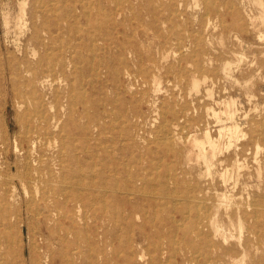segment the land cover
Segmentation results:
<instances>
[{"label": "rangeland", "instance_id": "rangeland-1", "mask_svg": "<svg viewBox=\"0 0 264 264\" xmlns=\"http://www.w3.org/2000/svg\"><path fill=\"white\" fill-rule=\"evenodd\" d=\"M170 1L158 0L157 3V0H132L135 10L127 14L124 25L117 30H112L113 40L104 42L103 39V41L92 43L89 37H85L92 29L88 26L87 19L79 17L82 16L81 11L84 10V6L94 9L97 2H103L102 5L109 9L114 6L113 0H0V74L2 63L6 64L14 59L18 62L25 60L34 64L38 58L52 59L58 56L61 40L67 42L68 34H64V37H60V40L54 43L56 50L50 52V55L45 53L43 46L29 40L33 33V26L40 27L43 24L41 13L45 6H52L55 15L59 17L67 15L69 6L77 7L79 16L70 18L73 34L84 38L85 41L78 39L76 41V44H80L78 47L73 42L78 55L72 75L76 84L71 97L78 100L74 121L80 127L90 124L92 121L89 118L93 116L99 115L100 118H96V122H99L98 131L87 137L79 133L75 126L73 127L72 146L69 156L66 157L69 161V170L66 172L68 181L74 182L73 176L79 172L83 182L81 185L91 184L89 191L81 189L79 191L84 205L83 214H93L97 217L93 224L94 238L85 228L80 238L73 235L68 237L69 242L76 241L75 244L80 247L79 264H194L192 258L198 254L187 249L188 241H195L201 247L200 252L204 250V241L189 228L197 217L196 214L205 213L219 224H221L220 221L228 224L227 213L237 209L239 211L237 215L232 216V222L243 225L242 231L240 230L241 236L239 237V227L236 226L228 231L227 239L213 237V242L220 243L225 249L234 247L235 252L231 256H221L223 249H214L210 254L209 264H235L236 261L244 258L245 252H247L244 258L246 264H264V213H260L258 218L246 217L247 213L255 210L264 212V11H262L264 0ZM225 5L229 8H224ZM157 6H159L158 9H156ZM259 6L263 9L258 8ZM231 8L232 11L229 10ZM50 16H52L51 13ZM118 39L124 50L123 53L114 41ZM175 41H179V45ZM65 47L66 45L63 49ZM194 84L197 85L194 86ZM67 101L68 99L62 102ZM59 104L60 102L53 104L54 110ZM24 109V106L18 105L13 99L10 85L6 88L0 85V178L2 179H0V215L7 214L11 220L10 224L6 225L0 219V264H16V262L31 264L33 260L47 264L45 255L49 232L51 229L59 231L60 224L65 223V219L60 220L56 215L54 221L48 226L42 216L46 203L39 196L33 201L36 188L32 185H23L21 182L23 169L21 168L19 173L16 166L22 163L19 162L14 147L18 143L20 137L18 135H21L23 131ZM86 109L88 115L83 117L84 114L81 112ZM163 124L167 126L165 134L161 131ZM114 127H116L115 130ZM232 129L233 131L237 129L238 133L232 135L230 131ZM221 130H223L222 133H220ZM169 132L172 133L169 134ZM208 134L219 145L211 171L199 158L200 149L195 145L196 139L206 142ZM159 136L163 138L160 139ZM205 147L210 155L209 144L206 143ZM73 148L79 149L77 151ZM7 150L8 155H6ZM89 161L92 163L90 164ZM138 161L141 162L138 163ZM9 167H12V170ZM98 169L102 174L97 172ZM138 172L141 173L144 183L135 187L129 178L136 176ZM198 174H201V177ZM9 180L12 183H9ZM114 181L115 185H112ZM55 185L44 184L39 190L48 191ZM166 185L168 187H164ZM6 189L12 191V194H8L7 200L3 201ZM121 189L123 192L136 193L129 198L130 204L119 197ZM163 192L166 193L162 196ZM188 194H192L190 199ZM224 195L227 201L224 200ZM170 197L175 198L173 202ZM207 199L208 202H206ZM202 202H206V205L201 204ZM169 206L172 208L170 209ZM191 206L194 207V211L190 210ZM150 208H152L151 211H149ZM187 209H189L188 212ZM66 223L68 224V221ZM256 224L263 237L261 241H257L258 237L254 236L250 230V227ZM183 235L186 236L183 237ZM177 239L178 242H176ZM58 240L56 239L51 246L56 253L64 249ZM247 241H250V247L246 250L243 245L248 243ZM136 242L143 245L139 247ZM156 249L158 251H155ZM130 251L131 257L128 260L127 252ZM140 254L144 255V261L138 260ZM198 260L203 262L204 259L201 256ZM56 264H60L59 258L56 259Z\"/></svg>", "mask_w": 264, "mask_h": 264}, {"label": "bare ground", "instance_id": "bare-ground-1", "mask_svg": "<svg viewBox=\"0 0 264 264\" xmlns=\"http://www.w3.org/2000/svg\"><path fill=\"white\" fill-rule=\"evenodd\" d=\"M38 1V0H37ZM41 1V0H40ZM109 1V0H108ZM114 1V6L107 9L105 8L102 3L103 2H97V4L95 5L94 9H90V7H85L84 6V10L81 11V15L79 16L77 15V7L76 6H69L68 11H67V15L64 14V17H59L55 15V11L53 10L52 6H45L43 7V13H41V18H43V24L38 27V26H33V33L31 34L29 40L30 41H34L36 42L38 45H41L44 47L45 53L46 54H50V52H53L54 50H56V48L54 49V43L57 42V40L62 37L64 34H68V41H64L61 40V48H60V53L58 56H56L55 58L50 59V57L44 59V58H38V60L36 61V63L32 64V62L30 61H20L18 62V60L14 59L11 60L9 62H7L6 64L2 63V68H1V74H0V85L4 88H6L8 85H10L12 91H13V99L15 100V102L18 105H22L24 106V113H23V131L21 132V135L19 139H18V143L16 144L15 148V152L17 153L16 156L19 159V162H21L22 164L17 167V169L19 170V173H21L20 169H23V174L21 176V182L23 183V185H32L36 188V193H34V198H38V196L40 197L41 200H43L46 203V208L42 213V216L44 217V221L45 223L48 224V226L50 225V223H52L54 221V217L57 215L60 220L65 219V223H61L59 226V231L56 229H51V231L49 232V237L46 239L48 244H47V253H46V259H47V264H56V259L59 258L60 260V264H79L78 263V259H80V247L78 244H75L76 241L74 243L69 242L68 237L73 235V236H77L78 238H80L83 229H87L91 234L93 235V238L95 237V231H94V227L93 224L96 222L97 217L96 215H84L82 209H84V205H83V201L81 199L80 196V189L81 190H85V191H89V188H91V184H88L87 186H82L81 183H83L81 181V176L78 173H75L73 178L75 179L74 182L68 181V178L66 176V172L69 170V165L66 157L69 153V151L71 150V146H72V140H73V136H72V129L75 126L76 130H78L79 133H83L85 137H87L88 135H91V133H95L96 131H98V123L96 122V118H99V115H97L96 117H92L89 118V120H91L92 122L90 124H85V125H81L80 127H78L74 121V113L76 112V105L78 100H75V98L71 97V92H73L74 90V85L76 84V81L73 80V72H74V68H76V58L78 57L77 52H76V47L73 46V42H75L78 39L80 40H84V38L80 37V36H76L75 34H73V29H72V25H71V19L73 17H83L85 19H87L88 22V26L90 27V29H92V31L85 36L86 38L89 37L90 42L94 43L95 41H103L104 42H108L110 40H113V29L117 30L119 29V27L121 25H124V23L127 20V14L130 12H134L135 10V5L133 4L132 0H113ZM161 1V0H160ZM170 1V0H169ZM226 1V0H225ZM257 1V0H256ZM260 1V0H258ZM27 2V1H26ZM56 2V1H55ZM54 2V3H55ZM70 2V1H69ZM171 2V1H170ZM175 2V1H174ZM187 2V0H186ZM206 1H204L205 3ZM233 2V1H232ZM244 2V1H243ZM67 3V2H65ZM153 2H151L152 4ZM158 3V0H157ZM213 3V1H212ZM254 3V2H253ZM261 3V2H260ZM36 4V3H35ZM56 4V3H55ZM150 4V5H151ZM164 4V3H163ZM179 4V2H178ZM177 4V5H178ZM258 4V3H257ZM42 5V4H41ZM53 5V4H52ZM87 5V3H86ZM177 5L175 7H177ZM181 5V4H180ZM206 5V4H205ZM68 6V5H67ZM92 6V5H91ZM154 6V4H153ZM198 6V5H197ZM207 6V5H206ZM210 6V5H209ZM234 6V5H233ZM232 6V7H233ZM253 6V5H252ZM4 7V6H3ZM36 7V5H35ZM51 7V8H50ZM159 6H157L156 9H158ZM210 7H214V6H210ZM226 7V5L224 6V8ZM228 7V6H227ZM226 7V8H227ZM231 7V6H230ZM243 7V6H242ZM24 8V7H23ZM22 8V9H23ZM41 8V7H40ZM229 8V7H228ZM237 8V7H236ZM235 8V9H236ZM258 8L261 9V7L259 6ZM58 9V7H57ZM162 9V8H161ZM205 9V8H204ZM263 9V8H262ZM261 9V10H262ZM26 10V9H25ZM37 10V9H36ZM94 10H95V14H94ZM206 10V9H205ZM214 10V9H213ZM217 10V9H215ZM229 10H233L232 8ZM228 10V11H229ZM237 10V9H236ZM21 11V10H20ZM59 11V9L57 10ZM56 11V12H57ZM157 11V10H156ZM160 11V9H159ZM209 10H207L208 12ZM264 11V10H262ZM6 12V11H5ZM23 12V11H22ZM176 12V10H175ZM234 12V11H233ZM50 13L52 14V16H50ZM60 13V12H59ZM141 13V12H140ZM181 13V12H180ZM232 13V12H230ZM134 14V13H133ZM183 14V13H182ZM220 14V13H219ZM228 14V13H227ZM3 15V14H2ZM38 15V14H37ZM160 15V14H159ZM174 14L172 13V16ZM39 16V15H38ZM178 16V15H176ZM3 17V16H2ZM78 17V18H79ZM241 17V16H240ZM239 17V18H240ZM19 18V17H18ZM158 18V17H157ZM156 18V19H157ZM182 18V17H181ZM208 18V17H207ZM210 18V16H209ZM20 19V18H19ZM154 19V20H156ZM173 19V18H172ZM178 19H180L178 17ZM206 19V18H205ZM241 19V18H240ZM245 19V18H244ZM256 19V18H255ZM204 20V19H203ZM5 21V20H3ZM181 21V20H180ZM222 21V20H221ZM182 22V21H181ZM180 22V23H181ZM204 22V21H203ZM209 22V21H208ZM257 22V21H256ZM17 23V22H16ZM21 23V22H20ZM188 23V22H187ZM221 23V22H220ZM223 23V22H222ZM226 23V22H225ZM239 23V22H238ZM252 23V22H251ZM65 24L67 26H65ZM80 24V23H79ZM206 23H204L205 25ZM210 24V23H209ZM241 24V23H240ZM188 25V24H187ZM203 25V26H204ZM244 25V24H243ZM4 26H5V22H4ZM202 26V27H203ZM229 26V25H227ZM188 27V26H186ZM244 27V26H243ZM23 28V26H22ZM26 28V27H25ZM242 28V27H241ZM248 28V26L246 27ZM16 29V27H15ZM169 29V28H168ZM182 29V28H181ZM188 29V28H187ZM203 29V28H202ZM252 29V28H251ZM22 30V29H21ZM79 30V29H78ZM180 30V29H179ZM184 30V28H183ZM204 31V29L202 30V32ZM181 32V31H180ZM7 33V32H6ZM185 33V32H184ZM183 33V34H184ZM188 33V31H187ZM195 33V32H194ZM201 33V32H200ZM11 35V34H10ZM148 35V34H147ZM178 36V35H177ZM184 36V35H183ZM195 36V35H194ZM193 36V38H194ZM198 36V35H197ZM12 37V36H11ZM14 37V36H13ZM64 37V36H63ZM77 37V38H76ZM168 37V36H167ZM201 37V36H200ZM202 37H205L202 35ZM64 39V38H63ZM178 39V38H177ZM180 39V38H179ZM191 39V38H190ZM263 39V37H262ZM60 40V39H59ZM182 41L184 39H181ZM115 43L117 44V46L119 48H121V53H123V48L122 46H120L119 44V39L118 40H114ZM112 41V42H114ZM166 41V39H165ZM201 41V40H200ZM199 41V42H200ZM203 41V40H202ZM260 41V40H259ZM159 42V41H158ZM179 42V41H178ZM175 41V43H178ZM197 42V41H196ZM198 42V43H199ZM20 43V42H19ZM185 43V42H184ZM183 43V45H184ZM197 43V44H198ZM201 44V43H199ZM66 45V47L63 49V46ZM80 45V44H79ZM78 43L76 44V46H79ZM166 45V44H165ZM164 45V46H165ZM179 45V43H178ZM182 45V46H183ZM58 46V45H57ZM197 46V45H195ZM92 47V46H91ZM146 47V46H144ZM178 48V47H177ZM197 48V47H196ZM17 49V48H16ZM31 49V48H29ZM35 49V48H34ZM171 49V48H170ZM169 49V50H170ZM180 49V48H179ZM184 49V47H183ZM182 49V50H183ZM165 50V49H164ZM185 50V49H184ZM36 51V50H35ZM81 52V51H80ZM170 52V51H168ZM15 53V52H14ZM182 53V52H180ZM186 53V52H184ZM203 53V52H202ZM218 53V52H217ZM8 54V53H7ZM82 54V53H81ZM177 54V53H176ZM36 55V53H35ZM38 55V53H37ZM51 55V54H50ZM89 55L91 56V54L89 53ZM181 55V54H180ZM185 55V54H184ZM195 55V53H194ZM94 56V55H93ZM174 56V55H173ZM192 56V55H190ZM10 57V56H9ZM3 58V57H2ZM123 58V57H122ZM121 58V59H122ZM161 58V57H160ZM183 58V57H182ZM199 58V57H197ZM196 58V59H197ZM244 57H242L243 59ZM94 59V58H93ZM92 59V61H93ZM126 59V58H124ZM189 59V58H188ZM80 60V58H79ZM121 61V60H120ZM119 61V62H120ZM186 61V60H185ZM195 61V60H194ZM124 62V61H122ZM188 62V61H187ZM84 63V62H83ZM92 64V63H91ZM173 64V63H172ZM187 64V63H186ZM199 64V63H198ZM236 64V63H235ZM99 65V64H98ZM181 65V63H180ZM253 65V64H252ZM123 66V65H121ZM197 66V65H195ZM200 66V65H198ZM202 66V65H201ZM243 66V65H242ZM180 67V66H179ZM182 67V66H181ZM233 67V66H232ZM257 67V66H256ZM145 68V67H144ZM183 68V67H182ZM201 68V67H200ZM125 69V68H124ZM176 69V68H174ZM181 69V68H180ZM187 69V68H186ZM182 70V69H181ZM201 70V69H200ZM175 71V70H174ZM184 71V70H183ZM202 71V70H201ZM205 71V69H204ZM203 71V72H204ZM192 72V71H190ZM202 72V73H203ZM185 73V72H184ZM201 73V72H200ZM224 73V72H223ZM82 74V72L80 73ZM97 74V73H96ZM180 74V72H179ZM190 74V73H188ZM196 74V73H195ZM208 74V73H207ZM95 75V73L93 74ZM219 76V73L217 74ZM100 76V75H99ZM168 76V75H167ZM215 76V75H214ZM228 76V75H227ZM203 77H204V73H203ZM82 78V77H81ZM183 79V77H181ZM187 79V78H186ZM205 79V78H204ZM208 80V78H206ZM83 80V78H82ZM88 80V78H87ZM185 80V79H183ZM195 80V79H194ZM231 80V79H230ZM197 81V80H196ZM194 82V81H193ZM82 84V81H81ZM200 84V83H199ZM207 84V82H206ZM238 84V83H237ZM152 85V83H151ZM197 85V84H196ZM194 84V86H196ZM82 86V85H81ZM215 86V85H214ZM238 87V86H237ZM85 88V87H84ZM87 88V87H86ZM85 88V89H86ZM193 88V87H192ZM133 89V88H132ZM93 90V89H92ZM176 90V89H175ZM192 91V90H191ZM210 91V90H209ZM76 93H78L76 91ZM88 93V91H87ZM191 93V92H190ZM201 94V93H200ZM85 95V94H84ZM118 95V94H117ZM116 95V96H117ZM73 96V95H72ZM106 98V97H104ZM103 98V99H104ZM2 99V98H1ZM68 99V101L66 103H63V100ZM119 99V98H118ZM5 101V98H4ZM116 101V100H115ZM114 101V102H115ZM57 102H60L59 106L57 109L54 110L55 107H53V104ZM224 102V101H223ZM6 103V102H5ZM4 103V104H5ZM180 103V102H179ZM114 104V103H113ZM119 104V103H118ZM166 104V103H165ZM163 104V105H165ZM101 105V104H100ZM174 105V104H173ZM104 106V104H103ZM111 106V105H110ZM123 106V105H121ZM13 107V105H12ZM201 107V106H200ZM226 107V106H225ZM256 108V107H255ZM11 109V108H10ZM124 109V108H123ZM173 109V108H172ZM221 109V108H220ZM229 109V108H228ZM186 109H184L185 111ZM212 110V109H211ZM227 110V109H226ZM234 110V109H233ZM171 111V110H170ZM183 111V110H182ZM208 111V110H207ZM263 111V110H262ZM104 112V111H103ZM107 112V111H106ZM105 112V113H106ZM112 112V111H111ZM110 112V113H111ZM127 112V111H126ZM173 112V111H172ZM171 112V113H172ZM176 112V110H175ZM83 113V117L87 116V109L86 111L81 112ZM108 113V112H107ZM120 114V112H118ZM169 113V112H168ZM255 113V112H254ZM263 113V112H262ZM126 114V113H125ZM180 114V113H179ZM183 114V113H182ZM241 114V113H240ZM82 116V114H80ZM155 115V114H154ZM177 115V114H176ZM196 115V114H195ZM118 116V115H117ZM122 116V115H121ZM159 116V115H158ZM166 116V115H165ZM186 116V115H185ZM88 118V117H86ZM109 118V117H108ZM122 118V117H121ZM183 118V117H182ZM185 118V117H184ZM180 119V118H179ZM178 119V120H179ZM240 119V118H239ZM5 120V119H4ZM18 120V119H17ZM105 120V119H104ZM117 120H120L119 118H117ZM6 121V120H5ZM112 121V120H111ZM110 121V122H111ZM121 121V120H120ZM155 122V121H154ZM172 122V121H171ZM170 122V123H171ZM233 122V120H232ZM5 123V122H4ZM129 123V122H128ZM127 123V124H128ZM166 123V122H165ZM164 123V124H165ZM169 123V124H170ZM174 123V122H173ZM199 123V122H198ZM262 123V122H261ZM126 124V123H124ZM162 124V123H161ZM160 127L162 128L161 131L166 130L167 126ZM168 124V123H167ZM166 124V125H167ZM72 125V126H71ZM115 125H117L115 123ZM137 125V122H136ZM172 125V124H171ZM184 125V124H183ZM209 125V124H208ZM19 126V124H18ZM120 126V125H119ZM123 126V125H122ZM126 126V125H125ZM152 126V125H151ZM154 126V125H153ZM178 126V124H177ZM5 127V126H4ZM136 127V126H135ZM204 127V126H203ZM9 128V127H8ZM116 127H114L115 130ZM119 128V127H117ZM121 128V126H120ZM159 128V127H158ZM200 128V127H199ZM3 129V128H2ZM186 129V128H185ZM262 129V128H261ZM124 130V129H123ZM171 130V129H170ZM263 130V129H262ZM131 131V130H130ZM137 131V130H136ZM172 131V130H171ZM223 130L220 131V133H222ZM232 135H235L238 133L237 129H235V131L230 130ZM174 132V131H173ZM185 132V131H184ZM226 132V131H225ZM263 132V131H262ZM5 133V132H4ZM132 133V132H131ZM172 133V132H171ZM169 132V134H171ZM158 134V132H157ZM156 134V135H157ZM165 134V133H164ZM167 134V132H166ZM255 134V133H254ZM131 135V134H130ZM186 135V134H185ZM225 135V134H224ZM227 135V134H226ZM4 136V135H3ZM158 136V135H157ZM162 136V135H161ZM166 136V135H165ZM168 136V135H167ZM170 136V135H169ZM182 136V135H181ZM230 136V135H229ZM125 137V136H122ZM155 137V136H154ZM171 137V136H170ZM113 138V136H112ZM159 138H163L160 137ZM168 138V137H167ZM174 138V137H173ZM264 138V137H263ZM134 139H135V134H134ZM166 139V138H165ZM164 139V143L165 140ZM122 140V139H121ZM157 140V139H155ZM255 140V139H254ZM2 141V140H1ZM5 141V140H3ZM171 141V140H170ZM232 141V140H231ZM238 141V140H237ZM3 143V142H1ZM98 143V142H97ZM149 143V142H148ZM152 142H150L151 144ZM208 143L210 146V150H211V154L209 155L206 151V147L205 144ZM6 144V143H5ZM123 144V142H122ZM174 144V143H173ZM79 145V144H78ZM156 145V144H155ZM195 145L200 149V154H199V158L202 159L204 161V163L207 165V168L209 171H211L214 163L213 160L217 157V152L219 150V145L216 141H214L210 135H207V139L206 142L204 141H200L198 139L195 140ZM77 146V144H76ZM106 146V145H105ZM148 146V145H147ZM75 147V146H74ZM107 147V146H106ZM158 147V146H157ZM169 147V145H168ZM174 147V146H173ZM236 147V146H235ZM74 149V148H73ZM79 148H75L74 150L78 151ZM108 149V148H107ZM168 149V148H167ZM175 149V148H174ZM258 150V149H257ZM5 151V150H4ZM87 151V150H86ZM98 151V150H97ZM168 151V150H167ZM172 151V150H171ZM103 152V151H102ZM89 154V153H88ZM153 154V152H152ZM161 154V153H160ZM6 155H8V150L6 151ZM169 155V154H167ZM69 156V155H68ZM164 156V155H162ZM256 156V155H255ZM259 156V155H258ZM159 157V156H157ZM156 157V158H157ZM135 158V156H134ZM161 158V157H159ZM167 158V157H166ZM17 159V158H16ZM163 159V158H161ZM87 160V159H86ZM75 161H77V157H75ZM94 161V160H93ZM100 161V160H99ZM97 161V162H99ZM158 161V160H156ZM163 161V160H162ZM87 162V161H86ZM141 161H138V163ZM154 162V161H151ZM165 162V161H164ZM90 163V161H89ZM92 163V162H91ZM90 163V164H91ZM94 163V162H93ZM175 163V162H174ZM10 164V163H9ZM17 164V163H16ZM15 164V165H16ZM159 164V163H158ZM198 165V164H197ZM243 165V163H242ZM93 166V165H92ZM103 166V165H102ZM135 166V165H134ZM177 166V165H176ZM127 167V166H126ZM162 167V165H161ZM175 167V166H174ZM239 167V166H238ZM93 168V167H92ZM97 168V167H96ZM158 168V167H157ZM165 168V167H164ZM249 168V167H248ZM10 170H12V167H9ZM16 169V171H17ZM100 169V168H99ZM97 172H100V174H102L101 170H99ZM131 169V168H130ZM168 169V168H167ZM166 169V170H167ZM233 169V168H232ZM82 170V169H81ZM172 170V169H171ZM169 170V171H171ZM177 170V169H176ZM260 170V169H259ZM5 171V170H4ZM15 171V170H14ZM90 171V170H89ZM145 171V170H144ZM157 171V170H156ZM168 171V170H167ZM166 171V173H168ZM174 171V170H173ZM87 172V169H86ZM96 172V171H95ZM164 172V171H163ZM258 172V171H257ZM262 172V171H261ZM260 172V173H261ZM1 173V172H0ZM91 173V172H90ZM165 173V172H164ZM240 173V172H239ZM10 174V173H9ZM8 174V175H9ZM12 174V173H11ZM88 174V172H87ZM94 174V173H93ZM176 174V171H175ZM173 174V175H175ZM7 175V176H8ZM16 175V174H15ZM89 175V174H88ZM138 175V176H137ZM136 176H131L129 178V181L134 184L135 187H139L140 183L143 184L144 183V179L142 178L141 173L138 172ZM162 175V174H161ZM201 177V174H198ZM204 175V174H203ZM231 175V174H230ZM6 176V175H5ZM6 176V177H7ZM17 176V175H16ZM15 176V178H16ZM86 176V175H85ZM114 176V175H113ZM129 176V174H128ZM11 177V176H10ZM88 177V176H87ZM86 177V178H87ZM101 177V176H100ZM107 177V176H106ZM117 177V176H115ZM169 177V176H168ZM175 177V176H174ZM230 177V176H229ZM236 177V176H235ZM13 178V177H12ZM90 178V177H89ZM151 178V177H150ZM149 178V180H150ZM203 178V177H202ZM212 178V177H211ZM216 178V176H215ZM260 178V177H259ZM1 179V178H0ZM7 179V178H6ZM20 179V178H18ZM88 179V178H87ZM86 179V180H87ZM109 179V178H107ZM127 179V178H126ZM158 179V178H157ZM169 178H167L168 180ZM2 180V179H1ZM92 180V179H91ZM95 180V178H94ZM155 180V179H154ZM174 180V179H173ZM238 180V179H236ZM9 180V183H12V181ZM99 181V180H96ZM117 181V180H116ZM151 181V180H150ZM161 181V180H160ZM239 181V180H238ZM4 182V181H3ZM91 182V181H90ZM89 182V183H90ZM94 182V181H93ZM103 182V181H102ZM128 182V181H127ZM176 182V181H175ZM5 183V182H4ZM105 183V182H104ZM154 183V182H153ZM159 183V182H158ZM183 183V182H182ZM1 184V183H0ZM44 184L47 185H51V184H56L54 188L48 190V191H40V187ZM112 184V182H111ZM117 184V183H116ZM156 184V183H155ZM154 184V185H155ZM191 184V182H190ZM6 185V183H5ZM4 185V186H5ZM11 185V184H10ZM98 185V184H97ZM105 185V184H104ZM115 185V181L114 184ZM111 185V186H112ZM160 185H162L160 183ZM178 185V184H177ZM184 185V184H183ZM189 184H187L188 187ZM192 185V184H191ZM227 185V184H226ZM9 186V185H8ZM46 186V185H45ZM109 186V185H108ZM118 186V185H117ZM116 186V187H117ZM127 186V185H125ZM142 186V185H141ZM144 186V185H143ZM152 186V185H151ZM159 186V184H158ZM180 186V185H178ZM7 187V186H6ZM10 187V186H9ZM8 187V188H9ZM18 187V186H17ZM104 187V186H103ZM114 187V186H113ZM148 187V185H147ZM146 187V188H147ZM156 187V186H155ZM164 187H168V185L164 186ZM186 187V188H187ZM226 187V186H225ZM248 187V186H247ZM260 187V186H259ZM2 188V187H1ZM4 188V187H3ZM2 188V189H3ZM110 188V187H109ZM152 188V187H151ZM150 188V189H151ZM163 188V187H162ZM189 188V187H188ZM196 188V186H195ZM5 189V188H4ZM15 189V188H14ZM33 189V188H32ZM148 189V188H147ZM149 189V190H150ZM175 189V188H174ZM173 189V190H174ZM193 189V188H192ZM226 189V188H225ZM258 189V188H257ZM101 190V189H100ZM103 190V189H102ZM114 190V189H113ZM117 190V188H116ZM115 190V191H116ZM127 190V189H125ZM140 189H138L139 191ZM148 190V191H149ZM188 190V189H187ZM197 191L199 189H196ZM25 191V190H24ZM23 191V192H24ZM28 191V189H27ZM104 191V190H103ZM106 191V190H105ZM108 191V189H107ZM112 191V190H111ZM133 191V190H132ZM161 191V189H160ZM184 191V189H183ZM196 191V194H197ZM200 191V190H199ZM247 191V190H246ZM3 192V191H2ZM12 191H10L9 189L5 190V194L6 196L4 197L5 199L3 201H6L7 199V195L10 194ZM119 192V191H118ZM157 192V191H156ZM185 192V191H184ZM188 192V191H187ZM194 192V191H193ZM191 192V193H193ZM234 192V191H233ZM17 193V192H15ZM29 193V192H28ZM149 193V192H148ZM155 193V192H153ZM166 193V192H165ZM164 192L162 193L165 194ZM173 193H175L173 191ZM178 193V192H176ZM190 193V192H189ZM12 194V193H11ZM96 194V192H95ZM107 194V193H106ZM113 196H115V192L112 193ZM134 194H136L135 192H123L121 189V193L119 194V197H121V199L124 202H127L130 204L129 202V198L131 196H133ZM144 194V193H143ZM152 194V193H151ZM181 194V193H180ZM187 194V193H186ZM199 194V193H198ZM208 194V193H207ZM225 194V193H224ZM146 195V194H144ZM148 196H150L149 194H147ZM157 195V194H156ZM155 195V196H156ZM168 195V194H166ZM171 195V194H170ZM173 195V194H172ZM190 195L192 194H188V199H190ZM229 195V194H228ZM31 196V195H30ZM194 196V195H193ZM233 196V195H232ZM158 197H160L158 195ZM166 197V196H165ZM174 197V196H173ZM184 197V196H183ZM187 197V196H186ZM192 197V196H191ZM225 197V195H224ZM92 198V197H91ZM171 198V197H170ZM193 198V197H192ZM232 198V197H231ZM230 198V199H231ZM235 198V197H234ZM2 199V198H1ZM19 199V198H18ZM172 202L173 199L175 198H171ZM194 199V198H193ZM200 199V198H199ZM205 201V198H203ZM221 199V198H220ZM11 200V199H10ZM116 200V199H115ZM158 200V199H157ZM177 200V199H176ZM179 200V198H178ZM185 199H183L184 201ZM187 200V199H186ZM214 202V199H212ZM219 200V199H218ZM226 200V197L225 199ZM30 201V200H29ZM114 201V200H113ZM190 201V200H189ZM196 202H199V200H195ZM203 201V200H202ZM227 201V200H226ZM231 201V200H230ZM233 201V200H232ZM231 201V202H232ZM100 202H102V200H100ZM106 202H108L106 200ZM105 202V203H106ZM110 202V201H109ZM167 202V201H166ZM175 202V201H174ZM180 202V201H179ZM201 202V201H200ZM208 202V199L207 201ZM205 202V203H206ZM9 203V202H8ZM104 203V202H103ZM157 203V201H156ZM163 203V202H162ZM165 203V202H164ZM168 203V202H167ZM194 203V201H193ZM204 202H202L201 204H203ZM204 203V204H205ZM210 203V202H209ZM28 204V203H26ZM99 204V202H98ZM108 204V203H107ZM175 204V203H173ZM189 204V203H188ZM195 204V203H194ZM198 204V203H196ZM14 205V204H13ZM50 205L52 207H50ZM95 205V204H94ZM113 205V204H112ZM112 205H110V207H113ZM165 205V204H164ZM183 205V204H182ZM206 205V204H205ZM226 205V204H225ZM237 205V204H236ZM33 206V205H32ZM93 206V204H92ZM100 206V205H99ZM102 206V205H101ZM100 206V207H101ZM171 206V205H170ZM169 206V207H170ZM179 206V205H178ZM176 206V207H178ZM193 206V205H192ZM191 206V208H192ZM211 207V205H209ZM6 207V204H5ZM104 207V206H102ZM109 207V206H107ZM124 207V205H123ZM157 207V206H156ZM174 207V206H173ZM185 207V206H184ZM222 207V206H221ZM230 207V204L228 206V208ZM249 207V206H248ZM26 208V207H25ZM37 208V207H36ZM118 208V207H117ZM143 208V207H142ZM172 207H170L171 209ZM189 208V207H188ZM194 208V207H193ZM192 209V211H194ZM197 208V206H196ZM227 208V209H228ZM247 208V207H246ZM254 208V207H253ZM4 209V208H3ZM2 209V210H3ZM104 209V208H103ZM110 209V208H108ZM152 208H150L149 211H151ZM157 209V208H156ZM165 209V208H164ZM174 209V208H173ZM210 209V208H209ZM250 209V207L248 208ZM6 210V209H5ZM10 210V207H9ZM6 210V211H9ZM111 210V209H110ZM189 209H187L188 212ZM204 211V209H202ZM229 210V209H228ZM227 210V211H228ZM255 210V209H254ZM5 211V212H6ZM102 211V210H101ZM147 211V210H146ZM156 211V210H155ZM159 211V210H158ZM167 211V210H166ZM186 211V210H185ZM191 211V212H192ZM196 211V210H195ZM218 211V210H217ZM238 209L234 210V212H229L227 213L228 215V224H224V221H220L221 224H219L218 221H215V219L211 220V218H209V215H205V213L203 215H197V217L194 218V221H192L191 227L189 226V228L191 229L192 232H196V235H198V237L200 236V238L204 241V247H203V251H201V247H199L195 241L193 240H189L188 241V247L187 249L192 253L198 254L197 256L193 257L192 260L194 261L193 263L195 264H209L210 261V254L211 252L215 249V250H220V248H222V245L216 242H213V237H218L220 238H224L227 239V235H228V231H231L232 227H239V237L241 236V232L243 229V225L241 223H239V225H236L232 222L233 218L232 216L237 215L238 213ZM10 212V211H9ZM41 212V210H40ZM112 212V211H111ZM143 212V211H142ZM165 212V210H164ZM85 213V212H84ZM96 213V212H95ZM146 213V212H145ZM184 213V212H183ZM190 213V212H189ZM260 213H264L263 211H259V210H255L251 213H247L246 217H250V218H255L259 216ZM97 214V213H96ZM117 214V212H116ZM124 214V213H123ZM122 214V215H123ZM210 214V213H209ZM21 215V213H20ZM217 215V214H216ZM160 216V215H159ZM163 216V215H162ZM173 216V215H172ZM189 216V215H188ZM187 216V217H188ZM18 217V216H17ZM116 217V216H115ZM243 217V214H242ZM155 218V217H154ZM173 218V217H172ZM175 218V217H174ZM186 218V217H185ZM190 218V217H189ZM218 218V217H217ZM240 218V217H239ZM244 218V217H243ZM260 218V217H259ZM0 219L3 222V224L9 225L10 224V219L9 216L7 214H2L0 215ZM21 219V218H20ZM149 219V218H148ZM261 219V218H260ZM23 220V219H22ZM20 220V221H22ZM59 220V219H58ZM193 220V219H192ZM68 221V224L66 223ZM151 221V220H150ZM154 221V220H153ZM1 222V223H2ZM19 222V221H18ZM37 222V221H36ZM91 222V224H90ZM152 222V221H151ZM182 222V221H179ZM241 222V220L239 221ZM115 223V222H114ZM117 223V222H116ZM130 223V222H129ZM178 223V222H177ZM185 223V222H184ZM260 223V222H259ZM150 224V223H149ZM154 224V222H153ZM123 225V224H122ZM19 226V225H18ZM38 226V225H37ZM177 226V225H176ZM180 226V225H179ZM188 226V225H187ZM186 226V227H187ZM1 227V226H0ZM17 227V226H16ZM116 227L117 224H116ZM151 227V226H150ZM25 228V227H24ZM1 229V228H0ZM5 229V228H4ZM178 229V228H177ZM185 229V228H184ZM189 229V230H190ZM207 229V230H206ZM156 230V229H155ZM187 230V229H186ZM251 233L254 236H257L258 238L256 239L257 241H261V239L263 238L261 233H259V228H258V224L253 225L252 227H250ZM10 231V230H9ZM12 231V230H11ZM163 231V230H160ZM5 232V231H4ZM15 232V231H14ZM17 232V231H16ZM20 232V230H19ZM152 232V231H151ZM170 232V231H169ZM178 232V231H177ZM10 233V232H9ZM8 233V234H9ZM119 233V232H118ZM128 233V232H127ZM131 233V232H130ZM133 233V232H132ZM190 233V232H189ZM4 234V233H3ZM6 234V235H8ZM57 234V236L55 235ZM5 235V236H6ZM131 235V234H130ZM191 235V233H190ZM230 235V234H229ZM11 236V235H10ZM9 236V237H10ZM186 235H183V237ZM8 237V236H7ZM14 237V235H13ZM19 237V234H18ZM21 237V236H20ZM135 237V236H134ZM11 238V237H10ZM242 238V237H241ZM9 239V238H7ZM18 239V238H17ZM56 239H59L58 242L60 244H62L64 246L63 251L56 253L52 250L51 246L52 243H54V241ZM91 239V237H90ZM131 239V238H130ZM162 239V238H161ZM160 239V240H161ZM171 239V238H170ZM170 239H168L170 241ZM175 239V238H174ZM230 239V238H229ZM241 240V239H240ZM251 240V239H250ZM5 241V240H4ZM11 241V240H10ZM20 241V240H18ZM99 241V240H98ZM120 241V239H119ZM180 241V240H179ZM13 242V240L11 241ZM178 242V239L177 241ZM248 243H246L245 245H243V247L247 250V248L249 249L250 247V241H247ZM58 243V244H59ZM128 243V242H127ZM137 243V242H136ZM159 243V242H157ZM241 243V242H240ZM20 244V243H19ZM59 244V245H60ZM123 244V243H122ZM177 244V243H176ZM180 244V243H179ZM242 244V243H241ZM251 244H253L252 240H251ZM1 245V242H0ZM124 245V244H123ZM137 245L139 247H141L143 244L142 243H137ZM159 245V244H158ZM162 245V243H161ZM6 246V245H5ZM12 246V245H11ZM148 246V245H147ZM241 246V245H240ZM22 247V245H21ZM133 247V246H131ZM180 247V246H179ZM3 248V247H2ZM66 248V249H65ZM160 248V247H159ZM173 248V246H172ZM177 248V247H175ZM223 249V253H221V256H231L234 252L235 249L234 247H229V248H222ZM243 249V248H242ZM1 250V247H0ZM244 250V249H243ZM155 251H158V249H156ZM174 251V250H173ZM126 252V251H124ZM166 252V251H165ZM176 252V250H175ZM7 253V252H6ZM120 253V252H119ZM118 253V254H119ZM127 258L129 260V258L131 257V251L127 252ZM178 253V251H177ZM247 252H245L244 254V258L247 256L246 254ZM133 254V253H132ZM173 254V253H172ZM117 255V254H116ZM150 255V253H149ZM162 255V254H161ZM119 256V255H118ZM202 256V258L204 259L203 262H200L198 260V258H200ZM13 257V256H12ZM11 257V258H12ZM161 257V256H160ZM175 257V256H174ZM2 258V257H1ZM122 258V257H121ZM144 255L140 254L138 255V260L139 261H144ZM190 258V257H189ZM188 258V259H189ZM242 258L239 261H236L235 264H246L245 259ZM161 259V258H160ZM169 259V258H168ZM175 260V259H174ZM216 260V259H215ZM2 261V260H1ZM176 262V261H175ZM16 264H18L16 262ZM31 264H42L40 263V261L38 260H33L31 262ZM162 264V263H161Z\"/></svg>", "mask_w": 264, "mask_h": 264}]
</instances>
